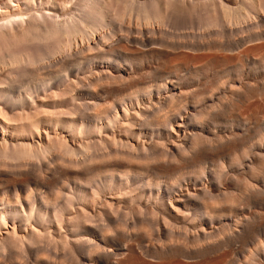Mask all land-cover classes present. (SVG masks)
Returning <instances> with one entry per match:
<instances>
[{"label": "bare ground", "instance_id": "bare-ground-1", "mask_svg": "<svg viewBox=\"0 0 264 264\" xmlns=\"http://www.w3.org/2000/svg\"><path fill=\"white\" fill-rule=\"evenodd\" d=\"M0 264H264V0H0Z\"/></svg>", "mask_w": 264, "mask_h": 264}]
</instances>
